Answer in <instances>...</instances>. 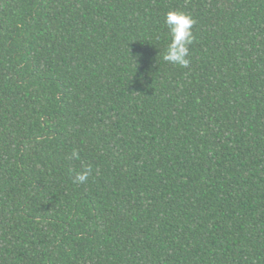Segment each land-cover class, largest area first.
I'll list each match as a JSON object with an SVG mask.
<instances>
[{"label":"trees","instance_id":"16d2710c","mask_svg":"<svg viewBox=\"0 0 264 264\" xmlns=\"http://www.w3.org/2000/svg\"><path fill=\"white\" fill-rule=\"evenodd\" d=\"M0 264H264V0H0Z\"/></svg>","mask_w":264,"mask_h":264},{"label":"clouds","instance_id":"9594fccd","mask_svg":"<svg viewBox=\"0 0 264 264\" xmlns=\"http://www.w3.org/2000/svg\"><path fill=\"white\" fill-rule=\"evenodd\" d=\"M194 23L195 21L193 17L182 11L169 10L165 14V24L168 28L171 40L163 55L164 61L179 65L180 67H187L189 65V46L194 39L192 32V26ZM72 158L79 159V152L73 150L69 159ZM69 171L74 173L72 177L73 183L84 184L87 183L92 170L91 167L88 166L79 171L70 168Z\"/></svg>","mask_w":264,"mask_h":264}]
</instances>
